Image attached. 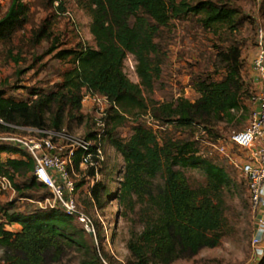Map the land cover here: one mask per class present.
Masks as SVG:
<instances>
[{
	"label": "trees",
	"instance_id": "1",
	"mask_svg": "<svg viewBox=\"0 0 264 264\" xmlns=\"http://www.w3.org/2000/svg\"><path fill=\"white\" fill-rule=\"evenodd\" d=\"M233 2L84 0L83 9L91 18L90 34L95 45L60 50L58 39L53 42L48 54L57 51L55 58L65 65L56 88L49 93L34 89L25 101L8 97L4 89L0 90V122L65 134H69L67 123L81 121L79 113L87 95L108 99L103 137L98 139L100 129L96 122V131L88 133L85 140L96 142L92 160L98 164L99 173L106 171L112 178L114 172L107 165L106 143L122 158L124 166L115 174L119 182L116 194L102 182L89 192L100 210L109 199H115L121 216L131 222L126 241L130 254L127 264L189 260L204 249L221 246L227 234L224 194L231 189L232 179L201 154L203 139L196 134L210 135L219 124L238 122L240 112H250L245 104L250 86L244 78L243 46L235 38L224 39L234 37L245 22ZM49 5L56 11H62L64 6L60 0H50ZM177 22H194L204 32L223 38V44L215 47L216 69L192 76L196 100L179 97L172 102L149 103L144 91L151 93L162 75L158 39ZM29 25L30 8L22 0H12L5 14L0 4V47L5 61L18 65L25 52L51 40V25L44 23L28 30ZM129 56L134 58L139 84L131 82L124 71ZM221 72L222 77L216 79ZM252 98L253 94L249 97L251 103ZM144 117L166 128L158 133L141 122ZM130 121L132 135L121 138L118 130ZM3 124L0 123V133L11 131ZM179 132L190 133L176 138ZM98 148L105 157L103 162L96 158ZM80 160L81 153L75 160L77 170ZM192 169L204 178V183L196 188L186 175ZM34 171L35 162L22 149L0 143V177L11 181L19 198L31 201L38 198L33 195L37 191H49L37 182ZM89 172L95 177L94 168H89ZM14 207L11 204L2 209V263L66 264L65 260L76 252L80 256L75 264H108L96 247L86 243V232L77 227V218L59 208L28 206L12 211ZM12 224L19 225L20 231L8 230ZM259 264H264V258Z\"/></svg>",
	"mask_w": 264,
	"mask_h": 264
},
{
	"label": "rangeland",
	"instance_id": "2",
	"mask_svg": "<svg viewBox=\"0 0 264 264\" xmlns=\"http://www.w3.org/2000/svg\"><path fill=\"white\" fill-rule=\"evenodd\" d=\"M30 8V25L28 30L37 29L44 23L51 25L52 38L50 41L23 54V61L18 65L5 61L4 53L0 47V90L4 89L8 97H14L19 101L29 99L30 93L36 89L49 93L60 83V74L65 65L55 58L57 53L48 54L53 42L58 39L61 49H74L80 45L93 47L95 45L90 34L91 18L83 9L84 0H60L63 2V10L56 11L54 6L49 5L50 0H22ZM12 0H0L2 14L10 7ZM235 6L241 11L245 18L243 26L234 34L224 39L235 38L243 46L242 58L245 62L244 78L250 86V92L245 104L250 112H240L238 122L232 124L222 123L212 129L211 134H199L196 136L200 141L201 154L213 163L223 168L232 179V187L224 194L225 201V231L226 236L221 246L212 249H204L197 256L189 260H181L175 264H257V257L252 247L257 224L250 204V195L247 183L238 167L230 159L222 155L216 147L225 145L228 147L230 138L234 133L242 131L249 123L252 115V103L249 100L251 94H255L257 88L252 86L255 78L250 73L252 58L257 55V36L260 29H264V0H234ZM57 7V5H55ZM171 30H164L158 39L160 44V60L162 63V75L155 84L151 93L144 91V98L150 102L166 103L172 102L179 97H185L191 101L198 98L191 86V78L199 73H213L215 71L214 61L216 46L223 42L217 36L204 32L194 22H177ZM22 36V35H21ZM27 43V42H26ZM21 47V46H20ZM59 51V50H58ZM252 57V58H251ZM124 71L129 80L139 84L135 72V61L129 56L125 61ZM21 73V74H20ZM224 72L216 76L220 79ZM254 74V73H253ZM85 99L83 108L79 113L81 121L72 120L67 123L66 131L75 138L85 139L90 132L96 131L95 123L98 121L99 111L94 106L92 98ZM109 105L104 103L101 109L107 110ZM247 118L242 120V118ZM142 123L160 133L166 127H159L150 117H144ZM133 123L130 121L125 127L118 130L121 138L127 139L132 135ZM190 132L176 133V138H185ZM24 136L26 133H19ZM218 136V137H215ZM56 144L65 146L67 142L54 139ZM228 151L235 158L245 156L243 151L231 149ZM105 152L107 165L114 168L112 178L99 173L91 177L89 169L79 168L76 170L75 195L80 210L92 218L97 226V239L85 233L86 243L96 247L100 256L108 264H127L130 254L126 248L131 222L121 216V209L115 199H109L103 210H100L91 201L89 191L97 183L107 185L115 194L118 192L119 184L116 171L122 170L124 163L122 158L115 153L112 147L106 143ZM187 178L194 188L204 183V178L198 170L192 169L186 172ZM110 179H114L111 181ZM117 181V182H116ZM31 201L19 198L16 191L0 192V220H2V209L15 204L12 211L24 210L28 206L42 208L39 202L50 198L49 191H37ZM43 209V208H42ZM77 227L83 230V226L76 221ZM3 251L0 248V264ZM80 256L76 252L66 260V264H75L76 258ZM264 258V256H263ZM262 258V260H263ZM260 260V263L261 261ZM259 264V263H258Z\"/></svg>",
	"mask_w": 264,
	"mask_h": 264
},
{
	"label": "built area",
	"instance_id": "3",
	"mask_svg": "<svg viewBox=\"0 0 264 264\" xmlns=\"http://www.w3.org/2000/svg\"><path fill=\"white\" fill-rule=\"evenodd\" d=\"M257 51L252 62V70L258 82L257 91L252 98V115L248 125L231 136L228 145L231 149L243 151L245 156L240 159L235 158L225 145L216 148L240 169L247 183L250 204L257 224L252 247L258 264L264 256V29L258 31ZM88 96L92 98L94 106L99 111L97 127L100 129L98 139H101L106 128L103 119L107 116L106 110L103 111L101 107L104 103L109 105V102L106 97L99 95H87L85 99L89 98ZM5 126L11 131L0 133V143H10L22 149L26 156L35 162L34 176L37 182L46 186L50 192V198L39 202L42 208H59L67 215L77 218L85 232L97 239L96 223L91 217L82 213L77 203L74 178L77 170L75 160L79 153H81L79 168H94L95 176L99 175L98 164L92 160L94 156L92 149L96 142L75 138L65 133ZM19 133L27 135L22 136ZM57 138L67 144L65 146L56 144L54 139ZM96 158L102 162L105 160L100 148L96 150ZM3 191L15 190L8 178L0 177V192Z\"/></svg>",
	"mask_w": 264,
	"mask_h": 264
},
{
	"label": "crops",
	"instance_id": "4",
	"mask_svg": "<svg viewBox=\"0 0 264 264\" xmlns=\"http://www.w3.org/2000/svg\"><path fill=\"white\" fill-rule=\"evenodd\" d=\"M253 59H254V57L252 58V62H253ZM252 62H251V65H250V73L254 77L253 70H252ZM252 86L253 87L255 86V88H258V82L256 81L255 78L252 80ZM7 229L11 230V231H14V232H19L21 227L19 225H17V224H12L11 226H7Z\"/></svg>",
	"mask_w": 264,
	"mask_h": 264
}]
</instances>
